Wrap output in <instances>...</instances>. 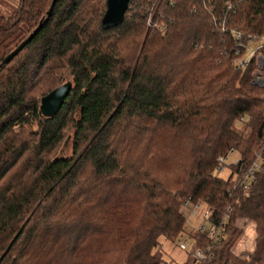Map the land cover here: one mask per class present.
<instances>
[{"label":"trees","instance_id":"obj_1","mask_svg":"<svg viewBox=\"0 0 264 264\" xmlns=\"http://www.w3.org/2000/svg\"><path fill=\"white\" fill-rule=\"evenodd\" d=\"M52 1L0 15V62L41 24L0 67V264H160L187 198L211 218L231 208L209 264H264V152L232 188L264 137V89L252 61L235 68L232 31L264 36V0H128L106 30V0H55L48 17ZM65 79L69 95L43 116L40 98ZM67 134L70 155H56ZM231 149L223 179L216 157ZM238 218L255 225L248 260L229 251Z\"/></svg>","mask_w":264,"mask_h":264},{"label":"built area","instance_id":"obj_2","mask_svg":"<svg viewBox=\"0 0 264 264\" xmlns=\"http://www.w3.org/2000/svg\"><path fill=\"white\" fill-rule=\"evenodd\" d=\"M147 23H150V17L148 18ZM232 39L235 42V54L238 53L241 47L244 50L243 54L234 61L233 64L235 68L237 70H242L252 61L254 65L252 70V80L255 84L264 88V72H262L264 68V54L261 52V50L264 49V36L259 39L248 36L246 44H244L241 41V33L238 31H232ZM231 152H233L232 149L229 150L227 155ZM261 152H264V137L261 139L259 150L255 154V157L250 165L241 174H235L232 177V188L237 186L240 189H246L250 182L254 180V172L259 168ZM227 155H219L216 157V170H220L222 168ZM236 161H234L233 164H235ZM200 203V200L190 201V199L187 198L181 203L180 210L183 214L186 210H190L191 214H195ZM189 205L191 206L189 207ZM230 212L231 208L226 207L220 217L211 218L209 210L206 207L204 208L202 214L204 222L196 229L203 235V239L195 240L191 237L192 246L189 255L192 259V264H209L214 259L217 244L222 239L226 238L224 230L225 224L228 222ZM235 222L236 223L233 226L234 228L240 230L241 234L232 244L229 251L240 260H248L250 253L254 249V240L256 237L255 225L251 221L241 218H238ZM244 234H248V239L241 241ZM176 243L177 247L180 249H186V247H188L186 240H177Z\"/></svg>","mask_w":264,"mask_h":264},{"label":"rangeland","instance_id":"obj_3","mask_svg":"<svg viewBox=\"0 0 264 264\" xmlns=\"http://www.w3.org/2000/svg\"><path fill=\"white\" fill-rule=\"evenodd\" d=\"M17 4H18V0H0V15H3L4 17L10 16L15 10V8L17 7ZM261 52L264 54V49H262ZM2 57H3V50L0 47V59ZM66 81H69V79H65L62 83ZM235 125L240 126L239 123H236ZM70 132L71 131H69L68 134H70ZM69 137L70 136L68 135L64 139V141L60 144L56 152V155L58 154L70 155L71 151H70V138ZM237 159H238V155L236 152L229 153L225 158L222 168L220 170H215V174L219 176L220 178L226 179L230 173L228 165L232 164ZM190 206L191 205H189V207ZM204 208H205L204 204L200 203L199 208L196 210L195 214H191L190 210L184 211L183 230L177 238H175L172 241L165 239L163 237L159 238V253H160V259H161L160 264H164V263L165 264H183L185 260H187V258L190 257L189 252L191 251L192 240H191L189 233L196 230L204 222L203 217H202ZM235 221L233 225L236 223ZM177 240H181V241L186 240L188 247H186V249L178 248L177 243H176Z\"/></svg>","mask_w":264,"mask_h":264},{"label":"water","instance_id":"obj_4","mask_svg":"<svg viewBox=\"0 0 264 264\" xmlns=\"http://www.w3.org/2000/svg\"><path fill=\"white\" fill-rule=\"evenodd\" d=\"M54 3L55 0L52 1V4L47 11L48 17L51 15ZM127 4L128 0H106V11L101 19L102 29L106 30L108 28L119 25L123 20ZM40 26L41 24H39V26L35 28L25 40L20 42V44L16 48H14L1 60L0 67L3 64L8 63L31 40ZM71 88L72 82L66 81L42 96L39 102L40 113L45 117H51L55 115L63 105L66 97L69 95Z\"/></svg>","mask_w":264,"mask_h":264}]
</instances>
